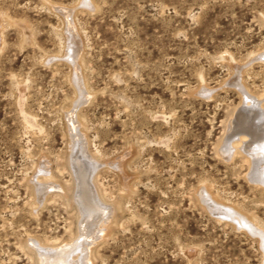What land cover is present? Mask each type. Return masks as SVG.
<instances>
[{
	"label": "rangeland",
	"instance_id": "374dc122",
	"mask_svg": "<svg viewBox=\"0 0 264 264\" xmlns=\"http://www.w3.org/2000/svg\"><path fill=\"white\" fill-rule=\"evenodd\" d=\"M263 99L264 0H0V264L83 234L74 109L115 211L93 264H264V156L238 146Z\"/></svg>",
	"mask_w": 264,
	"mask_h": 264
},
{
	"label": "bare ground",
	"instance_id": "6f19581e",
	"mask_svg": "<svg viewBox=\"0 0 264 264\" xmlns=\"http://www.w3.org/2000/svg\"><path fill=\"white\" fill-rule=\"evenodd\" d=\"M75 33L76 32H73L72 36ZM71 61L72 64L76 66V68L75 67L74 68L77 71L76 75L79 76L77 82L80 84V89H82L81 94L84 92L83 95L86 96L88 92L84 84L81 86L80 70H79L81 66L79 64V60L77 59L76 53L75 55L74 54L72 55ZM253 103H255V101ZM69 123H70L69 124L70 129L75 132V135H73V139H72L74 147L71 156H72V168L74 171L75 179L77 181V194L75 199L80 207L81 216L83 215L82 216L83 221L81 223V228H80L81 229L80 232L83 234L77 241H74L73 243L72 242L67 243L65 245H62L60 248H56V249H51L49 247L43 245L41 246L39 244L38 251L41 259V264H93L90 256L93 253V252L91 253L92 251L91 249H93L92 247L93 245H95L96 241L101 237H103L101 235H98V233L99 232L106 233L108 231L109 228L107 224L112 219V215L115 212L114 211L112 213L113 209L111 210L109 204L104 202L101 196H99L97 187L95 186L94 178H95L96 170L99 169L98 162L92 157V155L89 152V148L87 146L88 141L85 134L80 129L81 124L80 121L78 120V116L75 109L69 115ZM260 125L262 126V124ZM245 132L249 133V131L247 130H245ZM246 133H244L245 135H243V137L241 138V142H239L238 146L240 145V143H246L247 145L245 149L251 155L250 157H253L254 159H259L260 156L261 157L264 156L263 155L264 137L260 138L258 137L257 133H253L254 136L252 137V140L247 141L248 135ZM251 133L252 132L250 130V134ZM253 147L254 149H252ZM46 176L49 175L46 174ZM259 176L261 182L264 183V167H261ZM48 183H52V182H48ZM36 184L38 186L39 196L45 199L48 194V188L47 186H45L44 180L38 178ZM225 215L229 216L228 214ZM93 222H96L98 226L96 234L93 231L91 232V230L94 229V227L90 226V224ZM250 222L248 223V227L255 233H258L261 236H263L261 229L253 222L251 223ZM88 232H91L90 234H95V235L94 236L89 235L88 237L87 235ZM76 242H77L76 246L73 247ZM65 252L76 253L75 257H72L69 260V263H67V259H66L67 257L65 255L66 254Z\"/></svg>",
	"mask_w": 264,
	"mask_h": 264
},
{
	"label": "water",
	"instance_id": "95a60500",
	"mask_svg": "<svg viewBox=\"0 0 264 264\" xmlns=\"http://www.w3.org/2000/svg\"><path fill=\"white\" fill-rule=\"evenodd\" d=\"M209 211H210V213H211L212 215H214L213 212H212L210 209H209ZM214 216H215V215H214Z\"/></svg>",
	"mask_w": 264,
	"mask_h": 264
}]
</instances>
